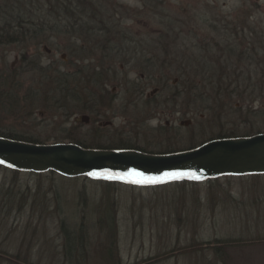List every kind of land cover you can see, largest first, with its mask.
<instances>
[{"label": "rangeland", "instance_id": "obj_1", "mask_svg": "<svg viewBox=\"0 0 264 264\" xmlns=\"http://www.w3.org/2000/svg\"><path fill=\"white\" fill-rule=\"evenodd\" d=\"M101 1L103 13L117 20L106 28L115 38L46 32L0 43V130L47 144L80 140L96 147L128 140L147 154L187 150L224 132L264 133V0ZM17 5L0 0L8 17ZM79 10L72 11L75 21L97 23ZM62 24L47 21L52 30ZM131 50L137 53L128 60ZM27 58L40 66L58 62L68 72L94 66L112 79L101 85L108 101L100 113L68 110L73 101L54 94L50 79L31 70ZM152 63L163 67L150 81ZM178 67L189 73H177ZM169 71L168 82L160 83ZM221 72H233L234 85L217 81ZM134 80L143 94L157 89L150 97L154 112L142 106L144 113L136 114L129 106L131 92L138 91L130 86ZM215 83L241 98L215 96ZM100 120L111 126L99 128ZM111 215L113 239L109 225L98 222ZM61 224L84 228L83 257L75 252L69 261ZM0 264H264V175L137 187L0 166Z\"/></svg>", "mask_w": 264, "mask_h": 264}, {"label": "trees", "instance_id": "obj_2", "mask_svg": "<svg viewBox=\"0 0 264 264\" xmlns=\"http://www.w3.org/2000/svg\"><path fill=\"white\" fill-rule=\"evenodd\" d=\"M14 1H17L19 5L15 6L16 11L15 14L12 15V17L6 16L7 10L0 8L1 9L0 16L2 18V19L0 18V43L2 44L13 43V42L22 43L23 40L31 38L33 36H39L40 38H42L45 36L46 32L50 33L52 37L61 36V34H66V35L71 34L72 37H77L78 39L85 38L88 40L89 37L100 38L102 33L104 35V38H106L107 40L110 38H115L114 36H116V35H110L111 28L106 29L109 28V26H111V23L117 24L115 15L111 12L103 13L104 11L101 9L103 2L101 0H14ZM79 8H82L81 15L88 16L90 19H92L94 22L96 21L97 23L89 24L85 22H80L81 19L79 21H75L77 20L76 14H73L72 11L73 12L80 11ZM50 18L61 22L63 21V23H65L64 25L62 24L63 28H59L57 31V30H52L53 27H47V21ZM64 19H66L67 21L64 22ZM70 22L72 24H70ZM54 24L56 25V22ZM133 40L134 39L132 38L129 39V41H133ZM134 48L135 47H133V49ZM136 53H137L136 50L127 51L125 56L129 60L132 59ZM85 58H92V56L90 55V53L89 54L87 53V55H85ZM226 58H228V56L225 57L224 61L227 64H230L231 63L229 62L230 60H226ZM24 59L25 57L22 56L23 61ZM34 60L32 59L28 61L27 58L25 62L27 63V66L30 67V69L35 72H37L40 69L39 71L43 72L41 75L44 79L45 78L50 79L52 85L51 87L52 92L54 94L60 93L64 100L69 99L70 101H73L72 102L74 103L73 106H70L68 110H80L81 108H84L85 111L94 112L95 110L100 109L99 106H103L105 104L104 103L105 101H108L106 97L109 94L102 90L103 86L101 85L104 84L105 80L107 82L112 79L110 78L107 79L106 75L103 76L101 73L102 71L98 72V69L94 68V66L93 67L90 65L87 66V64H85V66L80 71L68 72V68L62 66L63 68L61 69V64H59L58 62L55 63V61H52V62H48L47 65L45 64L40 66L42 63L39 64L38 61H34ZM26 63L22 62L21 64L23 66H26ZM55 64H59V65L54 66ZM148 66L150 68L147 71L146 76L148 77V79L150 76V81H151L154 78L152 76V74L154 73V69L160 72L163 66L161 63L160 66L155 65L154 63ZM89 67L91 69H89ZM111 67L112 66H109L108 68ZM178 68L179 70L177 71V73H180V71L187 74L189 73V71L184 67L182 68L178 67ZM170 72L171 71L167 72V74L162 75L158 79V81L162 84L167 83L168 82L167 80L169 79L168 74ZM198 75L202 77L201 72H198ZM221 75L222 77L220 79H217V81H220L221 79L224 80L226 79L224 81L225 84L227 81L231 83L234 82L235 74L233 72H228L226 76L225 73L221 72ZM239 77L244 79L243 83L247 82L250 85V80H248L246 77H242L240 75ZM6 79H7L6 77H3V79L1 80H6ZM128 83H126V85H129ZM224 83L218 85L217 83L214 84L213 90L215 96H219L220 94L221 95L227 94L229 95L228 98H230L231 96H235L239 99L241 98L242 94L236 92L235 90H232V92L231 91L227 92L226 85ZM259 83L261 84V81ZM130 86L133 88H138L137 89L138 91L134 92L135 94L140 93L139 82L134 80L133 83L131 82ZM71 88L73 89L77 88L79 89V92H74V90H71ZM258 89L259 91L256 93L261 92L260 88ZM134 93L131 92V94ZM131 94L130 96H132ZM82 102H86L87 105H83L84 103ZM150 104L151 102H149L148 105H146L147 108H149ZM152 111L153 112L155 111V107H152V109L149 110L150 113ZM245 136H250V135L246 133L240 134L231 131V132L221 133L220 135H217L214 139L237 138V137H245ZM0 137L13 139L17 141L29 142V143H41L37 139L31 137L28 136L22 137L20 135H16L14 133H9L2 130H0ZM71 143H75L85 148H98V149H109V150L128 149V150L142 151L134 147L136 146L134 143L120 144V142L110 141L105 146H96V147L86 146L80 140H75L72 141ZM252 176H259V174H252ZM98 222H99V226H105L103 225L104 222H106L105 224L107 226L109 225L108 234L113 239L114 229H112V225H113L112 215L109 219L107 217H105V219L100 218ZM61 230L65 239V245L67 247L66 252H67V256H69V261L71 260L75 252H77V254L83 257L84 255L81 252V249H84L83 247L86 244L83 241L84 239L86 240L84 228L72 230L61 224ZM215 251L217 255L221 256V252L218 250V248H215Z\"/></svg>", "mask_w": 264, "mask_h": 264}, {"label": "water", "instance_id": "obj_3", "mask_svg": "<svg viewBox=\"0 0 264 264\" xmlns=\"http://www.w3.org/2000/svg\"><path fill=\"white\" fill-rule=\"evenodd\" d=\"M0 165L20 171H54L65 177L89 175L112 178L136 185L171 181L165 173H187L181 178L203 179L223 175L264 174V133L247 137L221 138L195 148L166 154H147L134 150L83 148L71 143H29L0 137ZM154 178V183H135L144 177L128 176L131 170ZM194 174V176L192 175ZM198 177V178H196Z\"/></svg>", "mask_w": 264, "mask_h": 264}, {"label": "flooded vegetation", "instance_id": "obj_4", "mask_svg": "<svg viewBox=\"0 0 264 264\" xmlns=\"http://www.w3.org/2000/svg\"><path fill=\"white\" fill-rule=\"evenodd\" d=\"M141 89L142 88H139V91H140V93H138V94H135L134 93V100H131V101H129L130 103V105L129 106H131V107H136V109L137 110H135V113L137 114V112H138V114H140V113H144V111L142 110V106H144V107H146L147 108V106L146 105H148V103L149 102H151L150 100V97H153V96H155L154 94H155V92H156V88L153 90V91H151L150 93H148L147 95L146 94H143V91H141ZM140 108V109H139ZM88 112V111H87ZM149 112V111H148ZM95 113H100V111L99 110H96L95 111ZM89 114H91V113H89ZM147 115H148V113H147ZM93 120H96V118L95 119H93ZM137 121L138 120H135L134 119V122L135 123H137ZM89 123V122H88ZM98 126H99V128L100 127H103V126H105V127H107V128H109V126H111L110 124H109V121H106V120H100V121H98V124H97ZM164 125L166 126V127H171L172 126V123H170V121H168V120H165L164 121ZM179 125L181 126L182 124H181V122L179 123ZM94 135V134H93ZM95 136V135H94ZM123 143H132V142H130V141H128V140H122L121 142H120V144H123ZM108 144V143H107ZM133 144V143H132ZM136 146H134V147H136V148H138V149H140V150H142L143 152H147V150L148 149H146V148H144V147H140L139 145H137L136 143H134ZM106 145V144H105ZM131 145V144H130ZM173 152V151H172ZM160 153H163V152H160ZM166 153V152H165Z\"/></svg>", "mask_w": 264, "mask_h": 264}, {"label": "snow or ice", "instance_id": "obj_5", "mask_svg": "<svg viewBox=\"0 0 264 264\" xmlns=\"http://www.w3.org/2000/svg\"><path fill=\"white\" fill-rule=\"evenodd\" d=\"M0 163H3V161H0ZM89 175H101L99 173H89ZM128 176H136V177H144V174L142 172H137L136 170H131L130 173L126 174ZM183 175H187V173H180V172H175V173H165V176H167L170 179H179L181 178ZM194 176V174H192ZM108 179H112V178H125L123 176H117V177H113L111 174H109L107 176ZM198 178V177H196ZM133 182L135 183H154L156 182L154 178L151 177H144L142 180H134Z\"/></svg>", "mask_w": 264, "mask_h": 264}]
</instances>
